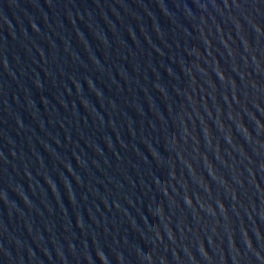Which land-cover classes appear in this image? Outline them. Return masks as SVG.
Segmentation results:
<instances>
[{"label":"water","instance_id":"obj_1","mask_svg":"<svg viewBox=\"0 0 264 264\" xmlns=\"http://www.w3.org/2000/svg\"><path fill=\"white\" fill-rule=\"evenodd\" d=\"M0 264H264V0H0Z\"/></svg>","mask_w":264,"mask_h":264}]
</instances>
